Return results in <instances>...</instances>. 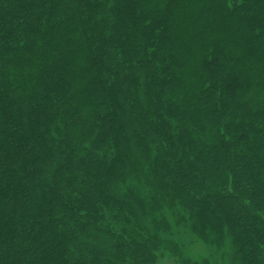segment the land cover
I'll list each match as a JSON object with an SVG mask.
<instances>
[{"label":"trees","instance_id":"1","mask_svg":"<svg viewBox=\"0 0 264 264\" xmlns=\"http://www.w3.org/2000/svg\"><path fill=\"white\" fill-rule=\"evenodd\" d=\"M175 208L264 264V0H0V264H159Z\"/></svg>","mask_w":264,"mask_h":264},{"label":"rangeland","instance_id":"2","mask_svg":"<svg viewBox=\"0 0 264 264\" xmlns=\"http://www.w3.org/2000/svg\"><path fill=\"white\" fill-rule=\"evenodd\" d=\"M178 211L175 208L163 213L171 225L166 237L174 246L170 243L163 246L159 252V264H235L236 250L230 237L226 236L221 245L205 240L190 230L185 219L187 216Z\"/></svg>","mask_w":264,"mask_h":264}]
</instances>
